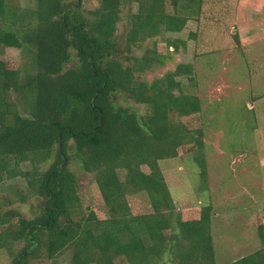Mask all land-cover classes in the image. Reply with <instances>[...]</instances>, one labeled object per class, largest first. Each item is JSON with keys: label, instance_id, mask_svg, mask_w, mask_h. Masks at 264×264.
I'll return each mask as SVG.
<instances>
[{"label": "trees", "instance_id": "16d2710c", "mask_svg": "<svg viewBox=\"0 0 264 264\" xmlns=\"http://www.w3.org/2000/svg\"><path fill=\"white\" fill-rule=\"evenodd\" d=\"M97 1L85 9L82 0H36L33 8L0 0V49L17 48L23 59L0 58V185L22 177L28 196L41 201L31 218L0 206V250L12 264H30L42 252L53 258L67 247L71 264H217L211 204L196 217L177 211L159 166L191 152L205 177L201 100L180 80L191 78L193 66L180 62L143 77L171 58L154 46L157 37L197 20L203 0ZM148 39L154 45L141 56L131 53ZM121 96L148 111L118 104ZM71 162L93 174L107 217L81 213ZM136 192L146 194L149 212L132 211L128 196ZM259 239L260 248L227 264H264L261 228Z\"/></svg>", "mask_w": 264, "mask_h": 264}, {"label": "rangeland", "instance_id": "374dc122", "mask_svg": "<svg viewBox=\"0 0 264 264\" xmlns=\"http://www.w3.org/2000/svg\"><path fill=\"white\" fill-rule=\"evenodd\" d=\"M10 1L33 8L36 0ZM97 4V0H82L85 9ZM167 10L171 11L168 4ZM125 26L122 18L116 31L120 48ZM152 42L146 40L141 47H133L131 53L141 56L145 47L154 45ZM154 46L159 52L171 54V58L143 75L147 80L180 62L193 66L191 78L183 76L180 80L187 92L201 100L196 122H201L203 128L206 174L201 178L191 152L159 160L160 169L177 211L196 217L201 206L211 204L216 263L227 264L261 247L260 228L264 235V0H203L197 20H188L179 32H162ZM0 58L17 65L23 60L14 47H1ZM117 100L140 113L148 111L146 104L124 96ZM52 160L39 164L40 170ZM29 167L28 162L22 165L23 169ZM69 169L77 178L81 213L94 211L99 218L107 217V206L93 174L81 170L76 162H71ZM118 175L123 180L125 170H118ZM128 201L133 212L151 210L144 192L128 196ZM40 203L35 196H28L22 177L5 179L0 185L2 210L15 208L31 218L39 211ZM21 245L15 244L14 249ZM70 258L71 247H67L53 258L42 252L30 264H71ZM0 264H12L8 251L0 250ZM116 264L127 263L118 258Z\"/></svg>", "mask_w": 264, "mask_h": 264}, {"label": "water", "instance_id": "95a60500", "mask_svg": "<svg viewBox=\"0 0 264 264\" xmlns=\"http://www.w3.org/2000/svg\"><path fill=\"white\" fill-rule=\"evenodd\" d=\"M64 162H65V161H64ZM64 162H63V163H64Z\"/></svg>", "mask_w": 264, "mask_h": 264}]
</instances>
